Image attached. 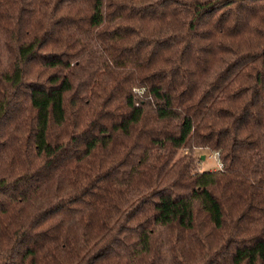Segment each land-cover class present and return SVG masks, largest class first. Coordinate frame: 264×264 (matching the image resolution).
Listing matches in <instances>:
<instances>
[{"label": "trees", "instance_id": "16d2710c", "mask_svg": "<svg viewBox=\"0 0 264 264\" xmlns=\"http://www.w3.org/2000/svg\"><path fill=\"white\" fill-rule=\"evenodd\" d=\"M0 264H264V0H0Z\"/></svg>", "mask_w": 264, "mask_h": 264}, {"label": "rangeland", "instance_id": "374dc122", "mask_svg": "<svg viewBox=\"0 0 264 264\" xmlns=\"http://www.w3.org/2000/svg\"><path fill=\"white\" fill-rule=\"evenodd\" d=\"M197 157H201V169L202 170H217L219 161L217 160V156L210 153L209 151L199 150L195 152ZM204 157V159H202Z\"/></svg>", "mask_w": 264, "mask_h": 264}, {"label": "built area", "instance_id": "2783aa9c", "mask_svg": "<svg viewBox=\"0 0 264 264\" xmlns=\"http://www.w3.org/2000/svg\"><path fill=\"white\" fill-rule=\"evenodd\" d=\"M214 155L217 156V160L219 161L218 169L222 170L224 168V164L220 161L219 154L217 153V154H214Z\"/></svg>", "mask_w": 264, "mask_h": 264}, {"label": "water", "instance_id": "95a60500", "mask_svg": "<svg viewBox=\"0 0 264 264\" xmlns=\"http://www.w3.org/2000/svg\"><path fill=\"white\" fill-rule=\"evenodd\" d=\"M202 159H204V157Z\"/></svg>", "mask_w": 264, "mask_h": 264}]
</instances>
